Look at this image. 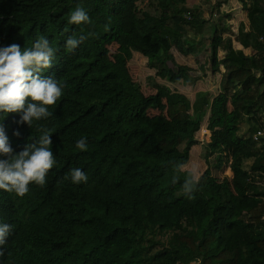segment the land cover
<instances>
[{
  "label": "trees",
  "instance_id": "16d2710c",
  "mask_svg": "<svg viewBox=\"0 0 264 264\" xmlns=\"http://www.w3.org/2000/svg\"><path fill=\"white\" fill-rule=\"evenodd\" d=\"M138 1L0 0V46L28 47L48 36L58 51L42 75L66 85L48 106L53 116L33 128L17 123L18 113L4 114L16 152L46 127L56 164L46 183L30 184L23 197L0 189V221L13 226L0 264H264V136L254 138L264 133V0H238L247 23L233 38L229 15H215L209 64L221 72L220 89L191 100L166 84L144 94L127 64L139 52L156 76L179 83L191 68L174 64L171 48L191 54L187 32L202 35L208 22L186 0H155L157 12L140 15ZM78 4L90 16L87 25L67 23ZM82 32L91 35L66 51V35ZM233 39L249 51L234 48ZM156 108L164 113L143 117ZM241 115L249 117L246 136L237 135ZM204 116L211 132L205 155L227 148L232 179L219 180L207 167L190 199L182 184L192 171L184 165ZM81 137L86 150L75 147ZM72 167L86 171V183L65 179Z\"/></svg>",
  "mask_w": 264,
  "mask_h": 264
},
{
  "label": "clouds",
  "instance_id": "9594fccd",
  "mask_svg": "<svg viewBox=\"0 0 264 264\" xmlns=\"http://www.w3.org/2000/svg\"><path fill=\"white\" fill-rule=\"evenodd\" d=\"M68 24L87 25L90 23L88 12L79 4L70 11ZM91 33L79 36L68 34L64 39L66 51L77 49ZM58 48H54L48 36L39 35L31 46L23 47L16 43L0 46V189L14 192L23 197L30 190V184L43 186L51 168L56 164L52 151L49 130L39 125L38 137L16 152L10 144L2 121L8 113H18L17 123H26L33 128L34 122L47 120L53 116L48 106L56 105L66 87L55 76H45L55 62ZM19 135V132H14ZM87 138L75 141V147L87 149ZM65 179L72 184L86 183L88 175L80 167L69 168ZM197 175L189 173L182 188L188 198L196 188ZM176 177H173L175 182ZM12 225L0 221V246L6 243Z\"/></svg>",
  "mask_w": 264,
  "mask_h": 264
},
{
  "label": "rangeland",
  "instance_id": "374dc122",
  "mask_svg": "<svg viewBox=\"0 0 264 264\" xmlns=\"http://www.w3.org/2000/svg\"><path fill=\"white\" fill-rule=\"evenodd\" d=\"M188 6H196L199 8V14L204 18L208 24L203 28L202 35H195L192 31H188V38L193 39L194 44L191 54L181 55L180 52L175 48H171L172 57L174 64L177 65H188L191 71L188 72L189 75L186 79H181L179 83L170 84L164 79L159 78L155 75V70L148 66L147 58L142 56L139 52L134 51L132 59L128 61V68L131 77L137 81L144 94H151L155 91L156 84H166L171 89H176L183 94H185L190 100L194 98V95L198 91H207L210 96H213L219 91V82L221 72H212L209 64V37L211 34V26L215 20V15H229L224 17V22L229 25L228 33L232 36L236 32L237 27L240 23H247L246 12L241 8L240 2L238 0H186ZM137 8L140 15V11H148L151 13H156L155 0H139L137 3ZM188 15V14H187ZM225 33H223V36ZM203 36V38H202ZM148 37V36H147ZM195 39V40H194ZM110 53H112L116 44L112 43L108 46ZM223 55L222 50H218V56ZM200 65H204V68L200 70ZM220 71H223V66H220ZM164 102V99H161ZM227 107L230 108V103H227ZM164 113L163 110L148 109L144 114V118H148L152 114L159 112ZM261 115L264 120V109H262ZM248 116L241 115L239 121V131L237 135L246 136L247 121ZM201 123L203 125L195 133L197 138V144L193 145L190 151L189 161L184 165L185 169L195 172L197 177L208 167L210 173L217 179H222V177H227L228 182H231L232 173L230 170V152L224 146L216 147L217 150L209 148V154L206 156V143L210 141L211 132L204 128L205 116L202 118ZM264 136L262 133L261 137ZM122 142L120 146H122ZM135 150V147H132ZM213 152V153H212ZM259 183L264 187V179L260 180ZM235 195V193H234ZM236 196V195H235ZM238 197V196H236Z\"/></svg>",
  "mask_w": 264,
  "mask_h": 264
},
{
  "label": "crops",
  "instance_id": "0c3cea01",
  "mask_svg": "<svg viewBox=\"0 0 264 264\" xmlns=\"http://www.w3.org/2000/svg\"><path fill=\"white\" fill-rule=\"evenodd\" d=\"M232 45H233V47L234 48H236V49H242V51L244 52V53H247L248 51H249V48H244V47H242V45L239 43V42H237V41H235L234 39L232 40ZM181 54V53H180ZM133 55H134V51L132 52V57H133ZM181 55H183V54H181ZM184 56V55H183ZM186 56V55H185ZM132 59V58H131ZM189 264H198L197 262H191V263H189Z\"/></svg>",
  "mask_w": 264,
  "mask_h": 264
},
{
  "label": "built area",
  "instance_id": "2783aa9c",
  "mask_svg": "<svg viewBox=\"0 0 264 264\" xmlns=\"http://www.w3.org/2000/svg\"><path fill=\"white\" fill-rule=\"evenodd\" d=\"M262 132L261 131H257L256 134L254 135V138L256 139L258 136H261Z\"/></svg>",
  "mask_w": 264,
  "mask_h": 264
}]
</instances>
